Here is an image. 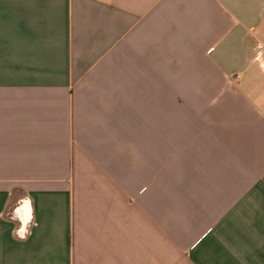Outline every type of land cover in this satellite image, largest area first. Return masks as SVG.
Returning a JSON list of instances; mask_svg holds the SVG:
<instances>
[{
  "label": "crops",
  "instance_id": "1",
  "mask_svg": "<svg viewBox=\"0 0 264 264\" xmlns=\"http://www.w3.org/2000/svg\"><path fill=\"white\" fill-rule=\"evenodd\" d=\"M0 264H264V0H0Z\"/></svg>",
  "mask_w": 264,
  "mask_h": 264
},
{
  "label": "clouds",
  "instance_id": "2",
  "mask_svg": "<svg viewBox=\"0 0 264 264\" xmlns=\"http://www.w3.org/2000/svg\"><path fill=\"white\" fill-rule=\"evenodd\" d=\"M25 199H27V197H24L23 196V197L20 198V200H25ZM19 238H21V239L26 238L23 230H20V232H19Z\"/></svg>",
  "mask_w": 264,
  "mask_h": 264
}]
</instances>
